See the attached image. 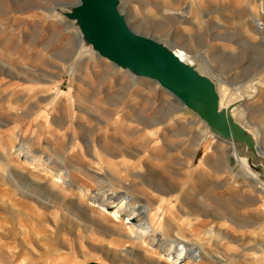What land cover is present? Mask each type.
I'll return each mask as SVG.
<instances>
[{
    "label": "rangeland",
    "instance_id": "1",
    "mask_svg": "<svg viewBox=\"0 0 264 264\" xmlns=\"http://www.w3.org/2000/svg\"><path fill=\"white\" fill-rule=\"evenodd\" d=\"M125 1L129 7L122 0L120 9L134 31L171 47L177 45L189 55L207 58L214 68L207 77L215 86L220 78L236 88L257 77L264 79V44L260 39L249 44L242 35L234 39L219 36L233 20L242 23L251 14V7L264 11V0H252L251 7L230 5L237 10L235 15L222 12V0H157L159 5L156 0ZM195 1L199 2L193 8L196 13L185 14ZM60 2L66 5L59 6ZM74 2L0 0V264H85L93 259L154 264L146 261L143 247L138 246L133 257L120 251L111 253L106 238L91 232L58 205L51 206L57 212L53 215L21 196V192H29L23 190L29 171L24 169V180L18 179L16 167L21 163L14 155L8 160L5 152L11 151L15 142L30 141L36 149L47 148L50 136L43 130L46 115L56 122L53 134L61 144L73 123L83 147V139L99 144L107 125L118 126L108 131L109 140H102V156L113 161L125 158L135 170L151 166L149 169L160 171L163 182L156 185H165L160 187L169 191L168 195L149 188L138 174L130 177V182L144 203L168 213L173 209L175 227L169 239L181 235L195 244L209 238L210 243H201L206 250L215 246L231 264H264V196L250 179L237 175L240 170L235 159H227L229 146L210 134L205 136L206 123L157 82L138 78L135 83L128 70L98 55L92 61L80 60V52L89 48L83 47L75 21L63 15L72 10ZM161 6L171 8L172 19ZM52 8L63 20L51 16ZM199 8L204 17L196 10ZM215 9L218 12L211 14ZM198 18L197 23L194 19ZM201 24L203 30L198 28ZM73 64L78 65L74 74L69 72ZM243 103L233 102L236 106ZM244 115L260 132L263 151L264 89L249 102ZM86 126L102 131L89 132ZM155 131L152 137L150 133ZM33 136L36 141L30 140ZM114 138L124 142L129 157L123 149L115 148ZM54 143L52 140L51 145ZM85 154L80 165L98 170L93 165L96 161L89 157L93 151L85 149ZM65 162L72 166L69 159ZM210 229L213 232L208 235ZM88 234L94 235L99 249L90 245ZM206 260L201 264H221Z\"/></svg>",
    "mask_w": 264,
    "mask_h": 264
},
{
    "label": "bare ground",
    "instance_id": "2",
    "mask_svg": "<svg viewBox=\"0 0 264 264\" xmlns=\"http://www.w3.org/2000/svg\"><path fill=\"white\" fill-rule=\"evenodd\" d=\"M206 1L210 3L213 0ZM198 3V1L192 3L190 9L184 13L187 15L194 13V5H198ZM64 4L66 5V2H60L58 5ZM76 4L75 0L72 5ZM156 4L159 5L157 0ZM124 5L129 7L128 2L125 0ZM161 8L165 9L168 19H172V16L170 17L171 11L169 10L171 8L166 6H161ZM196 10L203 16L204 12L202 9ZM49 12L58 21L63 20V15L57 13L55 9L52 8ZM217 12L218 9H215L210 13L215 14ZM246 16L247 18L245 17L239 25L234 20L233 23H228L229 25L224 27L226 33L219 34V36L234 39L238 35H242L241 37L244 36L249 44H252V41L255 42L257 39H260L264 44V35H261L256 26L259 21L264 19V14L261 15V13L254 11L252 15ZM213 20L220 23L218 17H214ZM194 21L198 23L200 18H198V21L197 19H194ZM230 24H233V26ZM198 28L204 29L202 24L198 25ZM74 35L76 36V33ZM173 50L184 62L196 67L204 76H210V72L214 70L209 60L203 55V57L189 55L180 50L177 45L173 47ZM96 55L93 47H91L87 51H81L79 56L80 60L87 59L92 61ZM77 66V64L71 65L69 72L74 74L78 69ZM72 74L70 75L72 76ZM132 74V80L135 83L139 81L136 78L138 72L134 70ZM216 86L219 95L218 108L227 110L228 114L232 115L240 125L242 133L234 135L230 131H226V137L222 138L218 134L210 132L205 124V136L206 134H210L212 138L216 137L219 141L229 146L227 159L228 161L233 158L235 159V164L239 166L240 170L237 175L250 179V181L257 185V191L264 196V150L262 151L261 134L244 115L249 102L261 95L264 89V79L257 77L245 82L241 88H236L220 78L216 80ZM237 100L239 103L241 101L245 103L236 106L230 112L233 102ZM44 118L43 130L50 136L47 139V148L44 150L36 149L33 147V142L30 143V141L26 142V144L15 142L10 149L11 151L5 152L8 160L14 155L18 162L21 163L16 167L18 171L15 170L18 179L23 178V181L24 169L29 171V178L25 179L27 182L24 181L23 188V190L28 189L29 192L23 191L21 192V196L33 203L31 205L47 208L53 215L57 212L51 206L58 205L62 212L69 213L70 216L81 220L86 227H89L91 232L106 238L109 241L108 246L111 253L113 250L115 252L120 251L128 257H133L135 253H138L137 247L140 246L144 248L143 253L146 261L154 264H191L189 262L201 264L206 259L214 262L219 261L221 264H231V260L225 259L226 257L215 246H212L211 250H206V247L202 244L210 243V241H207L209 238L201 239L199 243L195 244L189 243L181 235L176 240L169 239V235L175 227L174 218L171 216L173 209L168 213L163 208H154L150 204L144 203L142 198L137 196L138 192L133 190L135 186L130 182V177L138 174L140 178L144 179L142 183L149 188L154 189L158 193L161 192L164 195H168V187L166 189L167 192H165L160 187L163 184L156 185L163 182V175L161 177L160 171L149 169L151 166H144L135 170L131 168V164L125 158H122L120 161H113L110 160L109 154V159L102 156L101 144L104 140L108 139V136H106L108 131L112 130V128L117 129V125L114 124L112 128L110 125H107L108 127L105 126L106 128H104L103 133L98 138L99 144L92 143V140L90 143L88 139H83V143L85 144V147H83L77 140L76 125L74 123L63 134V142L61 144V141L56 137L57 135L53 134L56 122H53L50 115H46ZM85 129L93 133H100L102 131H100V128L96 129V127L89 126H86ZM156 133L157 131L150 133V135L154 137ZM116 138L111 140L116 145L115 148L123 149L122 152L126 153L125 157H129L130 155L127 153L126 147H123L124 142L121 143ZM30 140L36 141L34 136ZM52 140L55 142V145H51ZM41 143L42 141L39 143V146ZM85 149L93 151V154L89 157L96 161L93 165L97 166L98 170L84 168L80 165V159H84L86 156ZM68 159L72 164L71 167L67 166L65 162ZM11 165L13 164L11 163ZM79 182L81 185L76 184ZM157 202L156 204H158ZM15 212L19 211L16 210ZM198 226L193 225L192 228H197ZM76 227L79 228L78 226ZM212 232L213 229H210L208 235ZM87 237L89 238L90 245H95L94 247L98 249L101 247L99 243L98 245L95 243L94 235L88 234ZM63 242L66 243V240ZM79 242V248L84 251L83 242ZM212 251H215L216 255H211Z\"/></svg>",
    "mask_w": 264,
    "mask_h": 264
},
{
    "label": "water",
    "instance_id": "3",
    "mask_svg": "<svg viewBox=\"0 0 264 264\" xmlns=\"http://www.w3.org/2000/svg\"><path fill=\"white\" fill-rule=\"evenodd\" d=\"M121 1L79 0L63 15L75 21L84 48L93 47L99 57L131 74L135 70L137 79L157 82L183 108L196 113L210 132L222 138L226 137V131L234 135L242 133L232 115L218 108L219 95L214 82L184 62L173 47L134 31L120 9ZM232 106L230 112L236 104Z\"/></svg>",
    "mask_w": 264,
    "mask_h": 264
},
{
    "label": "crops",
    "instance_id": "4",
    "mask_svg": "<svg viewBox=\"0 0 264 264\" xmlns=\"http://www.w3.org/2000/svg\"><path fill=\"white\" fill-rule=\"evenodd\" d=\"M251 1L252 0H222V5H223L222 12L235 15L237 10L230 9V7H229L230 5L239 6L241 4H246V5H250V7H251V5H252ZM252 8H254V7H251V15H252V12H254V11H256L257 13H261V15L264 14V11H261V10L258 11V9H252ZM85 264H116V263H112L109 261H100L98 259H93V260H89Z\"/></svg>",
    "mask_w": 264,
    "mask_h": 264
},
{
    "label": "built area",
    "instance_id": "5",
    "mask_svg": "<svg viewBox=\"0 0 264 264\" xmlns=\"http://www.w3.org/2000/svg\"><path fill=\"white\" fill-rule=\"evenodd\" d=\"M259 32L261 33V35H264V19L259 21L257 24H256Z\"/></svg>",
    "mask_w": 264,
    "mask_h": 264
}]
</instances>
